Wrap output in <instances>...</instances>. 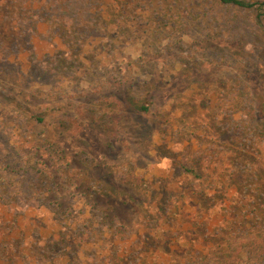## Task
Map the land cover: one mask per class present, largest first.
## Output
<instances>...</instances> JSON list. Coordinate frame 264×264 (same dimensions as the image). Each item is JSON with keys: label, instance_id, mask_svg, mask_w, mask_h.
<instances>
[{"label": "rangeland", "instance_id": "rangeland-1", "mask_svg": "<svg viewBox=\"0 0 264 264\" xmlns=\"http://www.w3.org/2000/svg\"><path fill=\"white\" fill-rule=\"evenodd\" d=\"M236 137L258 184L204 189ZM259 236L264 9L0 0V264H250Z\"/></svg>", "mask_w": 264, "mask_h": 264}, {"label": "trees", "instance_id": "trees-1", "mask_svg": "<svg viewBox=\"0 0 264 264\" xmlns=\"http://www.w3.org/2000/svg\"><path fill=\"white\" fill-rule=\"evenodd\" d=\"M199 5L216 2L221 5H228V6H234L239 7L245 10H262L264 9V3H256L252 2L250 0H193ZM203 98H205V95H203ZM235 102V101H234ZM257 104V105H256ZM253 106H255L254 111L260 110V105L258 102H253ZM137 108L142 109L143 111H147V107H141L140 105H137ZM33 119H35L38 122H44V117L34 116ZM262 122V118L259 119ZM236 127H234L235 129ZM256 128H260L259 126H256ZM243 138V137H242ZM231 145L234 151L229 157V164L232 166V172L227 174L226 172H218L220 165H217L214 169L210 170L209 168L204 169V171H197L193 170L188 172H193L195 177L202 179V183L206 182L208 184V187L213 192H219L217 188H220V191L224 190L228 187H242L245 184L250 186H253V184H258L255 180V176L251 175V166L252 163L250 161V157H248L247 154H244L246 149V142L243 141V139L236 137L235 139H231ZM218 164V163H216ZM207 170V171H205ZM199 172V173H198ZM201 196V195H200ZM247 260L250 262V264H264V236H259L257 238H254L250 240L247 244Z\"/></svg>", "mask_w": 264, "mask_h": 264}]
</instances>
